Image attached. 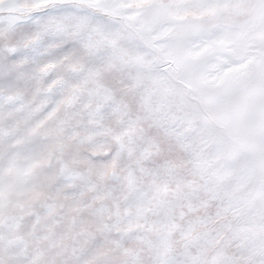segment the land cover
Returning a JSON list of instances; mask_svg holds the SVG:
<instances>
[{
  "label": "snow or ice",
  "instance_id": "obj_1",
  "mask_svg": "<svg viewBox=\"0 0 264 264\" xmlns=\"http://www.w3.org/2000/svg\"><path fill=\"white\" fill-rule=\"evenodd\" d=\"M0 264H264V0H0Z\"/></svg>",
  "mask_w": 264,
  "mask_h": 264
}]
</instances>
